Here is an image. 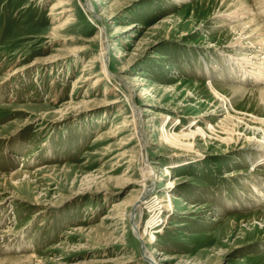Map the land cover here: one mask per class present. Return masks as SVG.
<instances>
[{
    "label": "rangeland",
    "instance_id": "rangeland-1",
    "mask_svg": "<svg viewBox=\"0 0 264 264\" xmlns=\"http://www.w3.org/2000/svg\"><path fill=\"white\" fill-rule=\"evenodd\" d=\"M244 6L254 17L231 22ZM263 9L264 0H0V264H150L144 251L158 264H264V142L252 122L264 120V83L239 81L228 61L264 56ZM252 18L256 38L244 40L233 28ZM105 35L111 75L95 85L101 63L88 65ZM135 107L147 111L150 167L162 176L170 166L175 184L164 191L159 179L141 213L132 207L142 145L126 127ZM227 110L242 121L236 144L215 139ZM162 124L170 141L194 135L200 156L160 144ZM166 193L170 213L155 198Z\"/></svg>",
    "mask_w": 264,
    "mask_h": 264
},
{
    "label": "bare ground",
    "instance_id": "bare-ground-1",
    "mask_svg": "<svg viewBox=\"0 0 264 264\" xmlns=\"http://www.w3.org/2000/svg\"><path fill=\"white\" fill-rule=\"evenodd\" d=\"M60 4H63V2H61ZM90 6H91V4L90 5L88 4L86 7H90ZM55 8L56 7L54 6L53 10ZM237 9L238 10L233 11V13L230 14V16L228 15L230 17L229 20L231 22L240 21L241 18L245 17V15H248L249 17H254V13H253L254 11L249 9L248 7L244 6L243 8L240 7ZM68 12H69V10H65V11H62L61 14L64 15V14H67ZM263 13H264V9H263ZM256 22H258V20L256 18H252L249 22L235 26L237 28L234 27L233 29L235 31L242 32V35H244V40L256 38L253 35L256 30H253L250 32L247 29L248 27L252 26L251 24H255ZM259 23L260 22H258L257 25ZM257 28L259 29L256 33L257 37L264 36V26L258 25ZM58 29L59 28H55V30H58ZM55 32L56 31H54V33H53L54 36H55ZM100 33L104 34V28L101 29V32H99V34ZM239 38H240L239 41L234 43V47H236L237 45H239V43H241L240 40H242V38L241 37H239ZM103 39H105V40H103L104 42H103L102 52H100V54L94 56L90 60L89 65H88L89 68H93L97 63H101V66H102L101 73L99 75H96V77H98V80L95 82V85H97L101 82V80H102L101 77L105 76L106 78H108L111 75V73L108 69V66H107L108 64L105 61V56L108 52L107 50L109 47L110 36L105 35V37ZM258 44L261 45L260 46L261 49L264 48V37L262 39H260V41H258ZM103 57H104V60H103ZM230 58L232 60H228V61L230 62V65L232 66L233 70H237V69L242 70V73H243L242 75H239V76L236 75V78H238L239 81L249 82L250 80H252V81H255L257 83H262V84L264 83V56L261 57L259 55L256 56V55H246L245 54V56L244 57L242 56V58H238V57H236V58L230 57ZM255 59L259 60L258 64L255 63V62H257ZM253 60H255V61L253 62ZM84 78H86V77H84ZM233 78H234V75H232L230 79H233ZM236 78H234V79L236 80ZM91 79H92V77L89 76L86 78L85 82H88ZM82 80H84V79L80 78V81H82ZM109 81H111V80H109ZM111 83H112V81H111ZM128 86L131 89V94H130L131 99L133 100L134 104H137L135 99L133 98V93L135 92L136 84L128 81ZM238 91H241V90H238ZM263 91H264V89H263ZM144 95H147V93L145 90H142V92L138 95V97L143 98ZM136 100H137V98H136ZM261 100L264 102V92L261 93ZM146 112H147L146 109H143L141 107H138V108L135 107L134 112H133L134 113V116H133L134 120L131 121L132 123L126 122L127 123L126 127H134V130H135L134 135H135V137L137 136V139H139V141H140L139 143H141V145H142L141 160H142L143 168H144V171H142V178H143L142 180L145 183V184L142 183L143 184L142 191L138 195V197L136 198L135 204L134 205L132 204L133 205L132 213H134V212L141 213L143 211V206L147 203V199L149 198L151 193L155 190V187H157L156 183L159 179H160L159 182H163V181L166 182L164 191L171 189V187H173L175 185L174 183H171V180H170L172 177V172H171L172 168L170 166L164 167V169L162 170L163 175L159 176L158 172L155 171L153 168H151L149 165L148 147L151 144V137L148 133V131H149L148 128L150 126L148 125L145 128V126L142 125V123H143L142 121L144 118L143 116H144V113H146ZM227 113H228V110H227ZM228 114L229 115L224 117L221 120V122H219V125H218V127L220 126V128H218V129L220 131H223L224 137L216 136L215 139L217 141L222 140V142H224L226 144H229V143L236 144L240 140L239 138H237L239 136L238 134L240 132L238 124L242 123V121L236 116H235V118H231V113H228ZM180 122L181 121H178L177 124ZM252 122L257 124L256 126H258L259 129L261 131H263V135H262V137L259 138V142H264V139H262V138H264V120L255 118V119H252ZM156 132H158V135H159L158 141L160 144H163V145L170 147V148H173V149L181 150L182 153H184L185 155H191V154L194 156L199 155L198 152H194V150L191 149L192 143H190V142H193L195 140L194 135L186 134V133L174 134L173 137H171L172 141H170L167 139V136H169L170 134L167 133V129L165 127V124H162V126L157 127ZM213 137H214V134H213ZM176 138H179V139L174 140ZM260 152L262 154H264V150H262ZM169 180H170V182H169ZM258 194L261 196L262 195L264 196V193H262V192L259 193V191H258ZM155 198L158 202H160V205H158L159 209H162V210L166 211L167 213H170L173 211V208H174L173 207V201L170 199L171 196L168 195V193H166L165 196L164 195L160 196V197L155 196ZM164 222H167V221H164ZM135 233L138 235L140 242H142L141 244L145 245V241L140 234V229H139L138 225H136ZM150 243H153V240H150ZM143 255H144L143 256L144 259L146 261L150 262V264H158L157 261L155 260V258L152 257V255H149L147 251H144Z\"/></svg>",
    "mask_w": 264,
    "mask_h": 264
}]
</instances>
